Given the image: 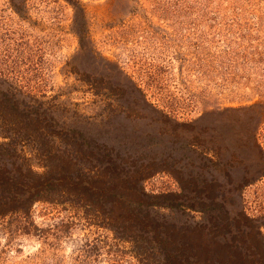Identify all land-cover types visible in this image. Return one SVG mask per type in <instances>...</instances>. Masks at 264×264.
Wrapping results in <instances>:
<instances>
[{"label": "rangeland", "instance_id": "obj_1", "mask_svg": "<svg viewBox=\"0 0 264 264\" xmlns=\"http://www.w3.org/2000/svg\"><path fill=\"white\" fill-rule=\"evenodd\" d=\"M0 89L186 210L156 219L194 226L212 198L264 237V0H0ZM92 218L48 202L0 218V264H140Z\"/></svg>", "mask_w": 264, "mask_h": 264}, {"label": "trees", "instance_id": "obj_2", "mask_svg": "<svg viewBox=\"0 0 264 264\" xmlns=\"http://www.w3.org/2000/svg\"><path fill=\"white\" fill-rule=\"evenodd\" d=\"M9 93L0 89V218L26 213L35 202L67 203L129 242L140 264H264V237L253 220L229 217L212 198L197 210L203 219L194 226L156 219V207L186 210L172 202L176 196L146 194L140 167L114 159L103 145L83 150L81 134L57 127L39 104L19 108Z\"/></svg>", "mask_w": 264, "mask_h": 264}]
</instances>
